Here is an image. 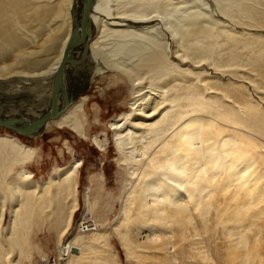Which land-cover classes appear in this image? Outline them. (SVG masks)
I'll return each instance as SVG.
<instances>
[{
	"label": "bare ground",
	"instance_id": "obj_1",
	"mask_svg": "<svg viewBox=\"0 0 264 264\" xmlns=\"http://www.w3.org/2000/svg\"><path fill=\"white\" fill-rule=\"evenodd\" d=\"M80 2L0 0V117L36 118L54 106L53 81ZM90 24L89 53L66 68L67 91L78 99L31 137L58 127L82 134L91 99L82 92L97 72L117 71L130 110L110 123L115 147L122 163L146 157L138 196L123 212L135 206L148 222L189 232L188 245L202 259L200 229L212 220L230 241L232 264H251L257 252L250 235H260L264 215V95L247 86L257 85L251 72L264 78V0H95ZM36 156L35 146L0 133V184H14L26 200L12 201L11 235L22 206L35 207L34 191L53 188L55 199L67 200V227L77 210L81 161L54 168L39 184L27 168ZM12 164L20 169L12 173ZM5 210L0 197V227Z\"/></svg>",
	"mask_w": 264,
	"mask_h": 264
},
{
	"label": "rangeland",
	"instance_id": "obj_2",
	"mask_svg": "<svg viewBox=\"0 0 264 264\" xmlns=\"http://www.w3.org/2000/svg\"><path fill=\"white\" fill-rule=\"evenodd\" d=\"M206 64L203 65L208 67ZM77 73H73L74 77ZM222 73L217 71L215 74L223 77ZM117 75V71H99L95 83L82 92L81 96L91 97L84 117L80 119L82 134L69 127H58L45 130L37 137H26L0 129V133H10L36 147L37 156L27 163V168L39 184L49 179L54 168L68 166L75 159L81 161L77 210L69 227L64 218L67 200L55 199L54 189L47 188L43 194L40 190L31 193L35 207L27 210L22 206V218L19 217V224L14 229L15 235L9 234L12 201L18 196L20 199L23 196L24 200L25 194L15 193L14 184L10 182L0 184V197L6 206L0 227V264H104L103 259L107 260L106 264H232L227 253L230 241L224 236L222 225L212 220L200 229L206 256L202 259L188 245L189 232L182 234L178 226L168 228L158 222H148L140 217L135 206L123 212L125 205L128 207L138 196L146 157L142 165L122 163V155L115 147L110 123L130 110L129 91L115 82ZM248 76L257 82L256 87L244 82L248 90H261L264 95V78L256 72ZM258 109L264 115V109L260 106ZM8 168L14 173L20 166L12 164ZM3 175L6 176L7 171ZM89 175L93 176L91 183ZM219 198L224 200L223 196ZM150 223L154 224L153 230L160 237L158 240L152 239ZM256 226L255 231L261 230L260 235L253 236V231L250 239L257 256L250 262L264 264V215ZM236 264H239L238 260Z\"/></svg>",
	"mask_w": 264,
	"mask_h": 264
},
{
	"label": "water",
	"instance_id": "obj_3",
	"mask_svg": "<svg viewBox=\"0 0 264 264\" xmlns=\"http://www.w3.org/2000/svg\"><path fill=\"white\" fill-rule=\"evenodd\" d=\"M95 0H81L79 13L73 10V25L70 38L64 50L62 62L57 71L53 90L55 97L54 106L36 118L25 117H0V129H7L15 134L31 137V131L37 128L36 125L42 124L45 120L58 117L67 107L74 102L79 93H68L65 79L66 68L69 64H75L89 53L88 41L93 36L90 24V12ZM83 43L85 47L82 48Z\"/></svg>",
	"mask_w": 264,
	"mask_h": 264
}]
</instances>
